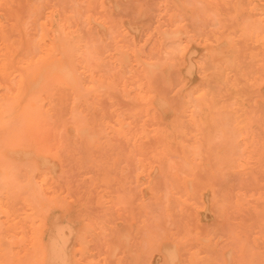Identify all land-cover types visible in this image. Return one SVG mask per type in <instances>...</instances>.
I'll list each match as a JSON object with an SVG mask.
<instances>
[{
    "label": "rangeland",
    "instance_id": "374dc122",
    "mask_svg": "<svg viewBox=\"0 0 264 264\" xmlns=\"http://www.w3.org/2000/svg\"><path fill=\"white\" fill-rule=\"evenodd\" d=\"M64 1L65 0H0V122L2 123L0 124V158H2V160H0V183H2L0 184V197L3 201L8 203L9 208L8 211L6 210L5 213L0 214V264H46L48 247L49 244L55 240L57 229L63 231L65 236V247L63 251L58 249L60 252L56 255V262L53 260L55 264H198L199 262V264H202V262L204 264H212L210 262H213V264H223L224 260L225 264H244L246 259L247 261L245 264H249L250 262H254L255 264L256 261L257 264H264V220L262 216H260L264 209V173L261 175L262 171L264 172V160L261 162L260 159V157L264 155V140L260 141L262 146L259 142L260 139H263L262 136H264H261L260 133L264 130V120L260 121L261 123L263 122L262 124L258 122L259 120L255 122L257 117L259 119L264 118V32L261 33V37L258 36L260 35L258 32L262 31L260 27H264V0H247V2L245 0L247 5H245V2L243 4L246 7L242 6V0H232L233 2L228 0L231 1L229 5L225 4L228 3L226 0H192V2L187 0H97L98 2H95L96 0H66L68 4ZM63 2L65 4H63ZM234 3L237 7L234 6ZM229 7L233 8L232 11H234V13ZM201 8H209L212 12H207V9H204L206 11L203 12L205 15L202 17L201 12L204 10ZM237 8L240 10L243 9L240 11L237 10ZM40 9L44 11H41L42 15L39 14L40 19H38V15L36 14ZM226 9L229 10L227 11ZM223 10H226V14ZM247 11H249V14ZM32 13H34L32 15L33 17L31 16ZM210 14H213L212 16L214 19H210V17H212ZM252 14L254 16H252ZM17 15H19L20 18L17 17ZM43 15H45V17H43ZM35 17L37 19H35ZM41 17L43 18L41 19ZM231 17L235 18L232 19ZM29 18H31L33 23L31 20H27ZM44 18H48V21L46 19L44 20ZM230 18L233 22L230 21ZM19 19L21 21H18ZM186 19H190L188 20L190 22H187ZM239 19L242 20L238 22ZM34 20H36L37 24ZM43 20L44 22H42ZM191 20L193 21L192 23ZM194 21L196 22L195 25ZM199 21L200 23L204 22V24L208 26L205 27L203 25L202 27L203 23L200 24ZM18 22H20L19 25ZM249 22H254L256 25L259 23L260 27L259 25L257 26L260 29H256L255 31L249 30L251 27L246 26V24H250ZM15 23H17L18 26H16ZM36 25H38V28ZM150 25L152 28H150ZM210 25L212 29H210ZM244 25L246 28H249V33L246 31L248 36L243 37ZM228 26L229 28L226 31ZM131 27V30L134 32L130 30ZM81 29H83V33H81ZM253 29H255V27H253ZM40 30H42L41 34H38L39 36L36 35ZM137 30L138 33H136ZM237 31L238 33L235 34ZM195 32H198V34L196 35ZM174 33H176V35ZM70 34L77 40L73 53L64 51L65 46L68 45L65 38L67 37L68 40ZM84 34L86 35L84 36ZM231 34H235V36ZM37 36L39 41L36 40ZM170 36L173 38L171 39ZM163 37L165 40L162 39ZM246 37L248 39H246ZM109 38L111 39L109 40ZM199 39L200 41H198ZM221 39L223 40L222 43ZM97 40L98 42H96ZM163 42H165L164 45ZM238 42L242 43L241 46L243 45L242 50L244 52L241 50V46H239L240 44ZM40 43L41 45H39ZM189 43L191 46H189ZM48 44L54 48L56 47V58L61 59L59 66L65 67L68 70L74 87L70 88L64 84L61 85L62 83L59 82V79H57L54 74L48 75L44 73L37 89L34 90L37 92L40 88L41 91L37 92V94H33L32 92L34 91H32V98L28 96L30 94L29 92L26 98L31 100L27 99L26 101L25 98L22 101L15 102L11 89L12 86L15 85V77L17 73H19V70L16 69V71L13 72L14 69H12V65L16 64L18 68L24 67L26 62L32 60L33 62L31 61V63L33 66L30 68L36 69V67H40L41 64L37 65L39 63H36L39 59L38 56L41 55L40 52L42 47L45 46V49H47L49 46ZM216 46L219 47L217 48L218 50ZM67 47L68 46H66V48ZM259 47L262 49L260 50ZM37 48L38 50H36ZM254 48L257 50L254 51ZM207 49H209V51ZM100 50L102 52H100ZM19 51H21V53ZM103 51H105L104 54ZM160 51L163 52L161 53L164 57L166 53V56L168 55V58H162L166 60L165 62L164 60L161 61L163 64L160 62L162 57ZM218 51L224 53L221 54ZM234 51L235 53H232ZM63 52L66 53L63 54ZM213 54L216 55L214 56L216 60L212 57ZM220 54L222 56H220ZM35 55L38 58H36ZM239 55L241 58H239ZM13 57L16 59L14 58V60ZM88 57L90 59H88ZM245 58H247L246 61L244 60ZM14 61L16 62L13 63ZM155 61L156 63H154ZM208 61H211L210 64H208ZM244 61L245 64L243 63ZM251 65L255 68H252ZM219 66L223 67V69ZM97 67L99 69L98 72ZM112 67H114V69H112ZM205 68H207V70ZM161 69L163 70L161 71ZM204 69L206 71H204ZM126 70L127 72H125ZM156 70L161 73L159 72V74H157ZM232 70H235V72ZM221 73H224L223 76ZM156 75L158 77H156ZM221 76L222 78H220ZM48 77L56 80V83L54 82L53 84L52 81L50 82V78ZM159 77L162 81L157 79ZM240 77L242 79L244 78L245 81H241L239 79ZM43 79L46 81L43 82ZM47 79L49 80L47 81ZM153 79L155 80L153 81ZM156 80L161 90L162 85L164 88L169 86L168 91L170 94L169 92L167 93L166 89V91L162 93L165 97H161L162 95L161 92H159V87L157 88L159 91L155 90L157 86ZM152 81L155 82V85L151 84ZM164 81H166V84H164ZM42 82L46 83V87H44ZM49 82L50 85L48 84V86L47 83ZM51 83L53 85H51ZM247 84L251 89L246 87ZM76 86L77 88H75ZM214 86L217 87V90ZM42 87H44V89ZM49 87L52 91L48 89ZM91 87L94 88L93 91ZM96 88L99 89V91ZM107 88L110 89V91L106 90ZM245 88H247V91ZM73 89L76 90L73 91ZM104 89L107 91L106 93L103 92ZM231 89L236 92H234L236 95L233 91L231 93ZM240 89H243L245 92ZM255 89L257 90L255 91ZM198 90L201 92L195 95V92H198ZM251 90L255 91L253 95H251L253 98L250 96V94H252ZM89 91L91 92L88 94L87 92ZM108 91L114 94L112 95L108 93ZM215 91H217V93H215ZM60 92L66 98L65 102L63 101L64 103L62 99L65 98L61 96ZM157 92L159 93L157 94ZM206 92L209 93V95L206 94ZM247 92L248 94H245ZM75 93H77L76 102L72 99V97L75 99ZM237 93H240L241 96ZM260 94L261 96L259 98ZM158 95H160V97ZM228 96L230 99L227 98ZM230 96L233 97L231 98ZM245 97H247V99ZM250 97L252 99H250ZM55 98L57 100H55ZM225 99L228 102L231 100L234 104L232 103L229 106ZM34 100H36V102ZM60 100L62 105L59 104ZM178 100H180L182 106H180L181 104ZM250 100H253V102ZM218 101L220 105L215 103ZM243 101L244 103H242ZM9 102L11 104H9ZM31 102H34L35 104H33L35 106ZM56 102L58 104H56ZM135 102L137 104H147H145L143 108L139 106V104L138 107L137 105L135 107ZM257 102L260 105H258ZM17 103H20V105L18 104L16 108L15 104L17 105ZM152 104L153 106H151ZM212 104L214 106H212ZM178 105L180 109L177 108ZM254 106L258 107L256 108L257 110ZM261 107L263 111L262 118H260V113L262 111H258ZM176 108L177 111H175ZM15 109L17 111H15ZM196 109H198V112ZM178 110H180V112ZM252 110L253 112L249 115V112ZM10 111L12 114L8 116ZM136 111H138V113H136ZM217 111L220 117L213 114L217 113ZM257 111L258 113L256 114ZM119 113L120 115H118ZM6 115L8 117H6ZM85 115L86 118H84ZM110 115L113 116L112 119L114 118V120L107 119ZM156 115L159 117L157 116V118ZM224 115L232 117L225 118L226 122L227 119L230 118L228 120H231V127L221 126L225 121L224 119L221 120ZM250 116L253 118L255 117V120ZM215 118L219 119H216V121ZM136 119L138 125L136 124L134 128V121L136 123ZM111 121H115V124L119 125L116 126L114 122ZM154 122L155 124H152ZM192 122L194 123L192 124ZM81 123L84 124L82 125ZM159 123L163 125L159 127ZM213 123L218 125V127L215 125V130H220V132L216 131L215 133L219 134L216 135V137L218 136L217 138L212 135L215 140L210 138V133L208 134L212 129L214 130V128H211L214 126ZM245 123L247 126L243 128L245 127L244 125H246ZM248 123L252 124L250 125ZM148 124H150V126ZM259 124L260 127H263L261 131H259L261 129L259 128ZM207 125L208 127L211 126L209 127L211 130ZM226 125L224 124V126ZM220 127L222 128V132L230 129L227 135L226 133L225 136L223 135L224 133L221 132ZM256 127L259 128L257 133L259 132V136L262 138L256 137L257 133L254 131V129L257 130ZM203 128L204 130L207 128L209 131L203 133ZM76 129L79 130L77 131ZM81 130H85V135L81 134ZM215 130L213 132L211 131L212 134ZM231 130L232 135L236 131V134L231 138V140L234 139V141L232 140V144L235 143V146L230 144L231 142L225 141L229 140L228 138L231 137L228 136ZM248 130L252 133L249 134ZM89 131H93V134L91 133V135H89ZM105 132L108 133L105 134ZM183 133L185 136H183ZM262 133H264V131ZM180 134L181 136H179ZM245 134H247L248 137ZM140 135L143 137L141 138ZM84 136L86 139H83ZM157 136L166 139L163 141L164 139L162 138L160 143L156 138ZM182 136L185 141H183L184 139ZM190 137H192V139H190ZM205 137L211 141V143H209ZM150 138L154 140L153 142L155 143H153ZM222 138H224L225 142L222 141L221 146L223 144L225 146L223 145L221 147L218 144H216V146L214 145V149L216 147L215 150L218 155V157L216 154L214 155L217 157V159L215 158L217 161H215L213 158L214 156L212 155L213 157H211V154L215 152L213 151L214 149H211L213 151L212 153L210 150L211 154L208 150L209 156L206 153V148L203 146L207 147V145H205L207 144L206 142H208V145L210 144L213 146V141L216 143L219 139L223 140ZM186 139L189 140L187 141ZM247 140L250 141L248 142ZM85 141L87 144H85ZM173 143L174 147L171 149L170 146L171 144L173 145ZM227 143L230 144L231 147H234V149H238V155L236 150L233 151V148L231 149V147H229L230 145H226ZM257 143L258 145H255ZM152 144H154L156 150ZM236 146L238 148H236ZM89 147H91V150ZM175 147L180 151L176 150ZM193 147L197 149L195 150ZM226 147H229V149ZM88 148L90 152L87 150ZM253 148L257 150L260 149V151H255ZM187 150L190 153H188ZM228 150H232L231 152L233 154L236 153V155L233 156ZM10 151H12L13 154L10 153ZM225 152L231 155H226ZM255 153H257V155ZM252 154L255 155L254 159V155ZM224 156L228 157L225 159ZM129 157H132L133 160ZM204 157H207V159L205 158L206 162L203 161ZM137 158L139 160H137ZM178 158L180 161L181 159L182 161L185 160L184 164L181 162L183 168H191L192 174L189 177L186 175L188 171L186 169L185 173L180 174L179 178L178 173L182 172V170L179 172V166L181 167L182 165H178L180 164ZM220 158L223 160L225 159L226 162L223 161L224 164L228 161L225 166L229 164L230 167H234L230 168L228 165L227 167L228 169L230 168V170H227L226 167H223L224 164L221 165V162H219V160H221ZM230 158L231 163H229ZM232 161L237 165H233ZM176 162L179 163L177 164ZM214 162L216 164H214ZM168 163L170 164L167 166ZM258 163H262L263 165L259 164L258 166ZM174 164L178 167L176 168ZM184 165L187 166L184 167ZM165 166L167 171L171 169L169 175L168 173L165 174ZM170 166L175 169L170 168ZM222 168H226L227 171L223 170V173L216 174V172L218 170L220 172ZM138 169L139 172H137ZM177 169L179 170L177 171ZM154 170L155 172H153ZM136 173H138L137 176ZM257 174L260 178L257 177ZM161 177L163 180L160 179ZM250 177L252 179H250ZM41 180L44 181L42 182ZM156 180L160 183L158 184ZM145 183L147 187L144 185ZM147 183L152 186L149 185L148 187ZM252 183L253 185H258V188H256L255 185V187H253ZM192 184L195 185V187ZM206 184H212L213 186H206ZM201 186H203V188ZM153 191H155V193H153ZM177 191H179V194H176ZM198 192L200 197L198 196ZM213 193L217 195L215 196L216 198H213ZM247 195L252 198H248ZM189 196L190 199L188 200ZM211 197L213 200H211ZM194 198L196 199L194 200ZM252 199L254 201H252ZM229 200H231L230 202L233 205ZM162 201L164 202L162 203ZM50 202H52V204H50ZM219 202L223 203H221L222 206ZM218 204L220 206H217ZM257 204L259 205L257 206ZM218 207L219 209L222 207V209L219 210L217 209ZM249 209L251 212H249ZM246 211L250 214L249 216L245 215ZM260 211L261 213H259ZM204 214H206L207 218H205ZM241 214L243 217H246V219L244 217V221L247 220L246 222L243 221ZM252 214L254 215L252 216L253 219L251 217ZM214 215L217 218H215ZM3 217L5 219H3ZM222 219H226V222ZM224 223H227V225ZM242 223L243 225H241ZM210 224L213 225L212 228V225L209 226ZM216 229L218 231H216ZM191 230L193 232H190ZM221 230L223 232H220ZM201 232L203 233L201 234ZM156 236L157 238L160 236L161 240L156 239ZM188 238L190 239V243H188ZM152 239H155L157 243ZM245 241L248 242L246 243ZM249 242L251 243L249 245L254 246L253 249L251 246H249V248L248 245H246ZM155 243L158 246H156ZM183 247L186 249H183ZM153 249L156 250L153 251ZM210 249H212V251L214 250L213 253H211L212 251ZM221 250L222 252L220 253ZM196 251L198 252L196 253ZM209 251H211L212 259L209 256ZM217 253H220L221 256L219 257V254L217 256ZM149 254L151 257H149ZM184 254H187V256ZM221 257H223V259ZM255 257L257 259H255ZM209 258L213 261H210Z\"/></svg>",
    "mask_w": 264,
    "mask_h": 264
},
{
    "label": "bare ground",
    "instance_id": "6f19581e",
    "mask_svg": "<svg viewBox=\"0 0 264 264\" xmlns=\"http://www.w3.org/2000/svg\"><path fill=\"white\" fill-rule=\"evenodd\" d=\"M3 1H4V0H3ZM50 1H51V0H50ZM57 1H58V0H57ZM105 1H106V0H105ZM187 1L192 2V0H187ZM215 1H216V0H215ZM226 1H228V0H226ZM231 1H232V0H231ZM231 1H228V3H225V4H228V5H229ZM237 1H238V0H237ZM7 2H8V1H7ZM64 2H66V0H65ZM64 2H63V4H65ZM95 2H98V1L96 0ZM221 2H222V1H221ZM232 2H233V1H232ZM244 2H245V0H244V1L242 0L241 3L243 4ZM246 2H247V0H246ZM246 2H245V5H247ZM262 2H263V1H262ZM4 3H6V2H4ZM8 3H9V2H8ZM66 3L68 4V2H66ZM118 3H119V2H118ZM175 3H176V2H175ZM180 3H181V2H180ZM50 4H51V3H50ZM92 4H93V3H92ZM96 4H97V3H96ZM104 4H105V3H104ZM234 4H235V3H234ZM253 4H254V3H253ZM55 5H56V3H55ZM170 5H171V4H170ZM193 5H194V4H193ZM198 5H200V4H198ZM198 5H197V6H198ZM203 5H204V4H203ZM245 5L243 4L242 6H243V7H246ZM35 6H36V5H35ZM93 6H94V5H93ZM112 6H113V5H112ZM121 6H122V5H121ZM204 6H205V5H204ZM234 6L237 7L236 4H235ZM242 6H241V7H242ZM252 6H253V5H252ZM48 7H49V5H48ZM100 7H101V6H100ZM106 7H107V6H106ZM109 7H110V6H109ZM231 7H232V5H231ZM31 8H32V5H31ZM36 8H37V7H36ZM63 8H64V7H63ZM68 8H69V7H68ZM118 8H119V7H118ZM118 8H117V10H118ZM229 8H230V7H229ZM53 9H54V8H53ZM53 9H52V10H53ZM201 9H203V10H204V9H207V12H212L211 10H209V8H201ZM210 9H212V8H210ZM230 9H231V11H232L233 8H230ZM242 9H243V8H242ZM242 9H241V10H242ZM54 10H55V9H54ZM66 10H67V9H66ZM70 10H71V7H70ZM143 10H144V9H143ZM180 10H181V9H180ZM199 10H200V9H199ZM226 10L228 11L229 9H226ZM226 10H225V11H226ZM237 10H240V9L237 8ZM241 10H240V11H241ZM263 10H264V9H263ZM38 11H39V10H38ZM41 11H44V10H43V9H40V11H39L40 13H39V12H38L37 14L35 13L36 15H38V19H40L39 14H41ZM45 11H46V10H45ZM50 11H51V10H50ZM56 11H57V10H56ZM92 11H93V9H92ZM141 11H142V9H141ZM169 11H170V10H169ZM182 11H184V10H182ZM205 11H206V10H204V11L201 12L202 17H204L205 14H203V12H205ZM220 11H221V10H220ZM223 11H224V10H223ZM225 11H224V13H225ZM231 11H230V12H231ZM31 12H32V11H31ZM139 12H140V10H139ZM232 12L234 13V11H232ZM247 12H248V14H249V11H247ZM259 12H260V11H259ZM42 13H44V12H42ZM47 13H48V12H47ZM56 13H57V12H56ZM198 13H199V12H198ZM198 13H197V15H198ZM214 13H215V12H214ZM256 13H257V12H256ZM260 13H261V12H260ZM28 14H29V13H28ZM33 14H34V13H32L31 16H32ZM49 14H50V13H49ZM134 14H135V13H134ZM174 14H175V12H174ZM199 14H200V13H199ZM225 14H226V13H225ZM228 14H229V13H228ZM261 14H263V13H261ZM41 15H42V14H41ZM53 15H54V14H53ZM61 15H62V14H61ZM61 15H60V16H61ZM99 15H100V14H99ZM212 15H213V14H210V16H212ZM216 15H217V14H216ZM259 15H260V14H259ZM263 15H264V14H263ZM62 16H63V15H62ZM83 16H84V15H83ZM214 16H215V15H214ZM244 16H245V15H244ZM244 16H243V17H244ZM252 16H254V15L252 14ZM17 17H19V15H17ZM32 17H33V16H32ZM36 17H37V16H36ZM36 17H35V19H37ZM43 17H45V15H43ZM43 17H41V19H42ZM135 17H136V16H135ZM195 17H197V16H195ZM195 17H194V18H195ZM200 17H201V16H200ZM202 17H201V18H202ZM243 17H240V18H243ZM261 17H262V16H261ZM19 18H20V17H19ZM24 18H25V17H24ZM137 18H138V17H137ZM171 18H172V17H171ZM184 18H185V17H184ZM188 18H189V17H188ZM211 18L214 19L213 16L210 17V19H211ZM231 18H232V17H231ZM231 18H230V21H232ZM234 18H235V17H233L232 19H234ZM45 19L47 20L48 18H44V20H45ZM91 19H92V18H91ZM146 19H147V18H146ZM190 19H191V18H190ZM190 19H186L187 22H190V21H188V20H190ZM198 19H199V17H198ZM213 19H212V20H213ZM27 20L30 21L31 18H29V19H27ZM44 20H43L42 22H44ZM134 20H135V19H134ZM134 20H133V21H134ZM174 20H175V19H174ZM226 20H227V19H226ZM240 20H242V19H239L238 22H239ZM255 20H256V19H255ZM18 21H21V20L19 19ZM34 21L36 22V20H34ZM37 21H38V20H37ZM47 21H48V20H47ZM54 21H55V19H54ZM58 21H59V20H58ZM60 21H61V20H60ZM62 21H63V20H62ZM142 21H143V20H142ZM145 21H146V20H145ZM171 21H172V20H171ZM204 21H205V20H204ZM206 21H207V20H206ZM210 21H211V20H210ZM219 21H220V20H219ZM14 22H15V20H14ZM31 22H32V20H31ZM45 22H46V21H45ZM130 22L132 23L131 19H130ZM167 22H168V21H167ZM192 22H193V21L191 20V23H192ZM194 22H195V21H194ZM207 22H208V21H207ZM232 22H233V21H232ZM238 22H237V23H238ZM246 22H247V21H246ZM246 22H245V23H246ZM32 23H33V22H32ZM60 23H61V22H60ZM107 23H108V22H107ZM139 23H140V22H139ZM144 23H145V22H144ZM199 23H200V21H199ZM201 23H203V24H202V27H203V25H204L205 27L208 26V25L206 26V25L204 24V22H201ZM201 23H200V24H201ZM228 23H229V22H228ZM249 23H250V24H248V25L246 24V26H248V27L250 26L251 29H249L248 27L246 28V26L244 25L246 30L244 29V35H243V37H244V36H248L247 32L249 33V30H254V31H255L256 29H260V28L262 29V31L260 30L261 32H258V31H257V32L260 34V35H258V36L261 37V35H262L261 33L264 32V31H263V30H264V27H263V28H262V26L260 27L259 23H258L257 25H259L260 28H258V26H257L256 24H254V22H253V23H252V22H249ZM15 24H16V26H18V25L20 24V22H18V25H17V23H15ZM36 24H37V22H36ZM62 24H63V23H62ZM62 24H60V25H62ZM66 24H67V23H66ZM72 24H73V23H72ZM94 24H95V23H94ZM108 24H109V23H108ZM146 24H147V23H146ZM195 24H196V22L194 23V25H195ZM208 24H209V23H208ZM192 25H193V24H192ZM197 25H199V24H197ZM197 25H196V26H197ZM8 26H9V25H8ZM36 26H37V28H38V25H36ZM36 26H35V27H36ZM39 26H40V25H39ZM48 26H50V25H48ZM62 26H63V25H62ZM64 26H65V22H64ZM66 26H67V25H66ZM188 26H190V25H188ZM226 26H227V25H226ZM229 26H230V25H229ZM229 26L226 28V31H227V29L229 28ZM252 26L255 27V29H253ZM13 27H14V26H13ZM192 27H193V26H192ZM205 27H204V28H205ZM218 27H219V26H218ZM39 28H40V27H39ZM61 28H62V27H61ZM67 28H69V27H67ZM150 28H152L151 25H150ZM199 28H200V27H199ZM40 29H41V28H40ZM102 29H103V28H102ZM131 29H132V27L130 28V30H131ZM157 29H158V28H157ZM188 29H189V28H188ZM210 29H212V28H211V25H210ZM210 29H209V30H210ZM248 29H249V30H248ZM56 30H57V29H56ZM81 30H82L81 33H83V29H81ZM81 30H80V31H81ZM176 30H177V29H176ZM176 30H175V31H176ZM178 30H179V29H178ZM206 30H207V28H206ZM230 30H231V27H230ZM239 30H240V29H239ZM239 30H238V31H239ZM33 31H34V30H33ZM38 31H39V29H38ZM41 31H42V30H40V32H38L36 35L41 34ZM62 31H63V30H62ZM104 31H105V30H104ZM131 31H133V30H131ZM210 31H211V30H210ZM238 31H237L235 34H237ZM246 31H247V32H246ZM0 32H1V31H0ZM78 32H79V31H78ZM99 32H100V31H99ZM133 32H134V31H133ZM135 32H136V31H135ZM172 32H173V31H172ZM190 32H192V31H190ZM200 32H201V31H200ZM224 32H225V31H224ZM28 33H29V31H28ZM53 33H54V32H53ZM53 33H52V34H53ZM55 33H56V32H55ZM95 33H96V32H95ZM95 33H94V34H95ZM136 33H138V30H137ZM165 33H167V32H165ZM165 33H164V34H165ZM177 33H179V32H177ZM180 33H181V31H180ZM180 33H179V34H180ZM192 33H193V32H192ZM195 33H196V35L198 34V32H195ZM210 33H211V32H210ZM216 33H217V32H216ZM222 33H223V32H222ZM99 34H100V33H99ZM160 34H161V32H160ZM160 34H159V35H160ZM174 34L176 35V33H174ZM182 34H183V33H182ZM204 34H205V32H204ZM235 34H231V35H234V36H235ZM246 34H247V35H246ZM254 34H255V32H254ZM23 35H25V34H23ZM33 35H34V34H33ZM85 35H86V34H84V36H85ZM169 35H170V34H169ZM219 35H220V34H219ZM229 35H230V34H229ZM26 36H27V35H26ZM29 36H31V35H29ZM38 36H39V35H38ZM38 36H37V38H38ZM40 36H42V35H40ZM67 36H68V35H67ZM89 36H90V35H89ZM110 36H111V35H110ZM179 36H180V35H179ZM201 36H202V35H201ZM211 36H212V35H211ZM224 36H225V35H224ZM256 36H257V35H256ZM256 36H255V37H256ZM15 37H16V36H15ZM42 37H43V36H42ZM55 37H56V36H55ZM57 37H58V36H57ZM63 37H64V36H63ZM92 37H93V36H92ZM177 37H178V36H177ZM221 37L224 38L223 36H221ZM10 38H11V37H10ZM22 38H23V36H22ZM29 38H30V37H29ZM37 38H36V40L39 41V38H38V39H37ZM83 38H84V37H83ZM88 38H89V37H88ZM94 38H95V36H94ZM115 38H116V37H115ZM170 38H171V36H170ZM172 38H173V37H172ZM172 38H171V39H172ZM174 38H176V37H174ZM209 38H211V37H209ZM110 39H111V38H109V40H110ZM162 39H164V37H163ZM168 39H169V37H168ZM177 39H178V38H177ZM229 39H230V38H229ZM246 39H248V38L246 37ZM84 40H86V39H84ZM164 40H165V39H164ZM164 40H163V41H164ZM209 40H210V39H209ZM243 40H244V39H243ZM6 41H7V38H6ZM40 41H41V38H40ZM65 41H67L68 45H66V46H68V47L66 48V46H65V50H64V51L73 53L74 50H75V44H76V42H77L76 38H73V37L71 36V34H70V38L67 40V37H66V38H65ZM104 41H105V40H104ZM167 41H168V40H167ZM198 41H200V39H199ZM207 41H208V40H207ZM222 41H223V40L221 39V43H222ZM224 41H225V39H224ZM248 41H250V40H248ZM248 41H247V42H248ZM33 42H34V41H33ZM79 42H80V41H79ZM79 42H78V43H79ZM96 42H98V40H97ZM123 42H125V41H123ZM165 42H166V41H165ZM165 42H163V45H164ZM201 42H202V41H201ZM239 42H242V41H239ZM239 42H238V43H239ZM253 42H254V41H253ZM16 43H17V42H16ZM37 43H38V42H37ZM47 43H48V42H47ZM190 43H191V42H190ZM190 43H189V46H191ZM221 43H220V44H221ZM229 43H230V42H229ZM242 43H243V42H242ZM242 43H239L240 45H239V44H238V45L241 46ZM14 44H15V43H14ZM56 44H57V43H56ZM58 44H59V42H58ZM99 44H100V43H99ZM99 44H98V45H99ZM101 44H102V43H101ZM192 44H193V43H192ZM218 44H219V43H218ZM253 44H254V43H253ZM23 45H24V43H23ZM39 45H41V43H40ZM48 45H49V44H48ZM110 45H112V44H110ZM163 45H162V46H163ZM223 45H224V44H223ZM223 45H222V46H223ZM5 46H6V45H5ZM43 46H44V45H43ZM49 46H50V45H49ZM49 46H48L47 49H45V46L42 47L41 52H40V50H39V52L41 53V55H39V56L37 55V56L39 57V59L37 60L36 63H39V64H37V65H40V64H41L40 67H38V68L36 67V69L30 68L31 66H33L32 63H31L32 60L29 61V62H26V65H25L24 67H20V68H18V67L16 66V64H13V65H12V69H14L13 72H15L16 69L19 70V73H17V75H16V77H15V85L12 86V89H11V91H12V93H13V98H14V101H15V102L22 101L23 99H25V98L28 97V96L31 97V96H32V93H33V94H37V92H40V91H41L40 88L37 90V92H35L34 90L37 89L38 84H39V82H40V80H41V78H42V76H43L44 73H46V74H48V75H50V74H54L55 77H56L57 79H59V82L62 83L61 85L64 84L65 86L70 87V88H73V87H74V85H73L74 83H73V81H72V79H71V75H70V73L68 72V70H67L65 67L59 66V64L61 63V59H60V58H56V55H55L56 52H57V51H56V47L54 48V47H52V46H50V47H49ZM99 46H100V45H99ZM101 46H102V45H101ZM182 46H183V45H182ZM228 46H229V45H228ZM242 46H243V45H242ZM242 46H241V50L243 49ZM256 46H257V45H256ZM256 46H255V48H256ZM8 47H9V45H8ZM14 47H15V46H14ZM24 47H25V45H24ZM24 47H23V49H24ZM37 47H38V46H37ZM229 47H230V46H229ZM248 47H249V45H248ZM257 47H258V46H257ZM10 48H12V47H10ZM10 48H9V49H10ZM31 48H32V47H31ZM43 48H44V49H43ZM85 48H86V47H85ZM101 48H102V47H101ZM112 48H113V47H112ZM182 48H183V47H182ZM199 48H200V47H199ZM217 48H219V47L216 46V49H217ZM222 48H223V47H222ZM224 48H226V47H224ZM244 48H245V47H244ZM246 48H247V47H246ZM255 48H254V51L257 50V49H255ZM259 48H260V47H259ZM252 49H253V48H252ZM261 49H262V48H260V50H261ZM10 50H11V49H10ZM30 50H31V49H30ZM36 50H38V48H37ZM207 50L209 51V49H207ZM217 50H218V49H217ZM221 50H222V49H221ZM247 50H248V49H247ZM21 51H22V50H21ZM21 51H19V52L21 53ZM34 51H35V50H34ZM43 51H44V52H43ZM59 51H60V50H59ZM162 51H163V50H162ZM162 51H160V53H161ZM204 51H206V50H204ZM213 51H214V50H213ZM222 51H223V50H222ZM229 51H230V50H229ZM232 51H233V50H232ZM242 51H243V50H242ZM249 51H250V48H249ZM249 51H246V52H249ZM19 52H18V53H19ZM31 52H32V51H31ZM37 52H38V51H37ZM37 52H36V53H37ZM66 52H63V54L66 53ZM100 52H102V51L100 50ZM104 52H105V51H103V54H104ZM112 52H113V51H112ZM164 52H165V51H164ZM190 52H191V51H190ZM218 52H219V51H218ZM218 52H216V53H218ZM230 52H231V51H230ZM240 52H241V51H240ZM243 52H244V51H243ZM246 52H245V53H246ZM260 52H261V51H260ZM18 53H17V54H18ZM20 53H19V54H20ZM36 53H34V54H36ZM139 53H140V52H139ZM162 53H163V52H162ZM162 53H161V54H162ZM212 53H215V52H212ZM219 53H221V52H219ZM223 53H224V52H223ZM223 53H221V54H223ZM232 53H235V51L232 52ZM63 54H62V55H63ZM101 54H102V53H101ZM126 54H127V53H126ZM166 54H167V53H166ZM166 54H165V57L168 58V55L166 56ZM197 54H198V53H197ZM207 54H208V53H207ZM221 54H220V56H222ZM242 54H243V53H242ZM21 55H22V54H21ZM21 55H20V56H21ZM98 55H99V54H98ZM121 55H122V54H121ZM121 55H120V57H121ZM188 55H189V54H188ZM225 55H226V54H225ZM232 55H233V54H232ZM232 55H231V56H232ZM240 55H241V54H240ZM240 55H239V58H241ZM18 56H19V55H18ZM83 56H84V55H83ZM127 56H128V55H127ZM136 56H137V55H136ZM184 56H185V55H184ZM195 56H196V55H195ZM207 56H208V55H207ZM209 56H210V55H209ZM214 56H216V55L213 54L212 57H214ZM15 57H16V56H15ZM15 57H13V59H14ZM22 57H23V56H22ZM35 57H36V55H35ZM38 57H36V58H38ZM63 57H64V56H63ZM89 57H90V55H89ZM89 57H88V59H90ZM163 57H164V56H163V54H162V57H161V59H160V62L164 60V59H162ZM165 57H164V58H165ZM192 57H193V56H192ZM200 57H201V56H200ZM212 57H211V58H212ZM225 57H226V56H225ZM229 57H230V56H229ZM229 57H228V58H229ZM166 58H165V59H166ZM214 58H215V60H216V57H214ZM221 58H223V57H221ZM221 58H220V60H221ZM230 58H232V57H230ZM247 58H248V57H247ZM247 58H245L244 60L246 61ZM15 59H16V58H15ZM15 59H14V60H15ZM88 59H87V60H88ZM190 59H191V58H190ZM220 60H219V61H220ZM35 61H36V60H35ZM136 61H138V60H136ZM165 61H166V60H164V62H165ZM189 61H191V60H189ZM213 61H214V59H213ZM219 61H218V62H219ZM221 61H222V60H221ZM229 61H230V60H229ZM239 61H240V60H239ZM245 61L243 62L244 64H245ZM15 62H16V61H14L13 63H15ZM32 62H33V61H32ZM89 62H90V61H89ZM122 62H123V61H122ZM138 62H139V61H138ZM142 62H143V61H142ZM157 62H158V61H157ZM210 62H211V61H210ZM210 62L208 61V64H210ZM215 62H216V61H215ZM23 63H24V62H23ZM82 63H83V62H82ZM92 63H93V62H92ZM92 63H91V64H92ZM154 63H156V61H155ZM161 63H162V62H161ZM189 63H190V62H189ZM212 63H213V62H212ZM228 63H229V62H228ZM250 63H251V62H250ZM129 64H130V62H129ZM140 64H141V63H140ZM162 64H163V63H162ZM206 64H207V63H206ZM230 64H231V63H230ZM172 65H173V64H172ZM176 65H177V64H176ZM189 65H190V64H189ZM227 65H228V64H227ZM231 65H232V64H231ZM222 66H223V64H222ZM242 66H243V65H242ZM244 66H245V65H244ZM144 67H145V66H144ZM167 67H168V63H167ZM194 67H195V66H194ZM205 67H206V66H205ZM207 67H208V66H207ZM219 67H221V66H219ZM251 67L253 68L254 66L251 65ZM69 68H70V67H69ZM208 68H209V67H208ZM221 68L223 69V67H221ZM221 68H220V69H221ZM248 68H249V67H248ZM254 68H255V67H254ZM97 69H98V67H97ZM112 69H114V67H112ZM163 69L166 70L165 68H163ZM163 69H161V71H162ZM167 69H168V68H167ZM169 69H170V67H169ZM173 69H174V68H173ZM173 69H172V70H173ZM205 69L207 70V68H205ZM205 69H204V71H206ZM146 70H147V69H146ZM180 70H181V68H180ZM193 70H194V69H193ZM255 70H256V69H255ZM71 71H72V70H71ZM98 71H99V69L97 70V72H98ZM105 71H106V70H105ZM108 71H109V70H108ZM156 71H157V74H159L160 71H159V72H158V70H156ZM167 71H168V70H167ZM167 71H166V72H167ZM170 71H171V70H170ZM232 71L235 72V70H232ZM94 72H96V71H94ZM125 72H127V70H126ZM138 72H139V70H138ZM140 72H141V71H140ZM154 72H155V71H154ZM173 72H174V71H173ZM147 73H148V71H147ZM160 73H161V72H160ZM162 73H164V72H162ZM200 73H201V72H200ZM171 74H172V72H171ZM184 74H185V73H184ZM221 74H222V73H221ZM223 74H224V73H223ZM223 74H222V76H223ZM54 75H53V76H54ZM114 75H115V74H114ZM134 75H135V74H134ZM162 75H164V74H162ZM169 75H170V73H169ZM175 75H176V74H175ZM44 76H45V75H44ZM73 76H74V75H73ZM125 76H126V75H125ZM164 76H165V75H164ZM164 76H163V77H164ZM171 76H172V75H171ZM171 76H170V77H171ZM179 76H180V75H179ZM188 76H189V75H188ZM201 76H202V75H201ZM205 76H206V75H205ZM222 76H221L220 78H222ZM241 76H242V75H241ZM118 77H119V76H118ZM156 77H158V76L156 75ZM163 77H162V78H163ZM45 78H46V77H45ZM48 78H50V77H48ZM53 78H54V77H53ZM149 78H150V77H149ZM167 78H168V77H167ZM204 78H205V77H204ZM1 79H2V78H1ZM51 79H52V78H50V82L52 81V83L54 84V82H55L56 80H54V79L51 80ZM74 79H75V78H74ZM114 79H115V78H114ZM122 79H123V78H122ZM127 79H128V78H127ZM155 79H156V78H155ZM155 79H153V81H154ZM157 79H159L160 81H162V80L160 79V77L157 78ZM176 79H177V78H176ZM223 79H224V78H223ZM223 79H222V82H223ZM239 79H240L241 81H243V80L245 81L244 78L242 79V78L240 77ZM48 80H49V79H47V81H48ZM143 80H144V79H143ZM168 80H169V78H168ZM171 80H172V79H171ZM2 81H3V80H2ZM44 81H46V80L43 79V82H44ZM75 81H76V80H75ZM119 81H121V80H119ZM153 81L151 82V84L155 85V84H154L155 82H153ZM237 81H238V80H237ZM43 82H42V83H43ZM50 82L47 83V85H48V84L50 85ZM94 82H96V81H94ZM121 82H122V81H121ZM144 82H145V81H144ZM168 82H169V81H168ZM178 82H179V81H178ZM222 82H221V83H222ZM239 82H240V81H239ZM42 83H41V85H42ZM52 83H51V85H53ZM55 83H56V82H55ZM77 83H78V82H77ZM145 83H146V82H145ZM157 83H158V81L156 80V85H157V86L155 87V90H157V88L159 87V85H158ZM160 83H162V82H160ZM254 83H255V82H254ZM43 84H44V87H46V86H45L46 83H43ZM93 84H94V83H93ZM164 84H166V81H164ZM172 84H173V83H172ZM223 84H224V83H223ZM49 85H48V86H49ZM78 85H79V84H78ZM78 85H77V86H78ZM94 85H95V84H94ZM101 85H103V84H101ZM136 85H137V84H136ZM167 85H169V84H167ZM167 85H166V86H167ZM77 86H76L75 88H77ZM97 86H99V85H97ZM131 86H132V85H131ZM150 86H151V85H150ZM160 86H161V85H160ZM185 86H186V85H185ZM44 87H42V88L44 89ZM103 87H104V86H103ZM132 87H133V86H132ZM214 87H215V86H214ZM233 87H234V85H233ZM246 87H249V88H250V86H248V84H247ZM10 88H11V87H10ZM91 88H92V87H91ZM97 88H98V87H97ZM97 88H96V89H97ZM105 88H106V87H105ZM137 88H138V87H137ZM151 88H152V87H151ZM161 88H162V90L160 89V87H159L160 91L157 90V91L161 92V95H162L163 92L166 91V89H167V93L169 92V91H168L169 86H167V87L164 88L163 85H162ZM163 88H164V90H163ZM215 88H216V90H217V87H215ZM223 88H224V87H223ZM48 89H51V88L49 87ZM125 89H126V86H125ZM185 89H186V88H185ZM211 89H212V88H211ZM229 89H230V88H229ZM237 89H238V88H237ZM245 89H246V91H247V88H245ZM250 89H251V88H250ZM260 89H261V88H260ZM260 89H259V90H260ZM56 90H57V89H56ZM74 90H76V89H73V91H74ZM88 90H89V89H88ZM88 90H87V91H88ZM93 90H94V88H92V91H93ZM97 90L99 91V89H97ZM106 90H109V91H110V89H108V88H107ZM106 90L104 89L103 92L106 93V92H107ZM153 90H154V89H153ZM181 90H182V89H181ZM220 90H221V89H220ZM240 90H241V91H244L243 89H240ZM256 90H257V89H255V91H256ZM2 91H3V90H2ZM32 91H34V92H32ZM42 91H43V90H42ZM51 91H52V89H51ZM60 91H61V90H60ZM67 91H68V89H67ZM69 91H70V90H69ZM109 91H108V93H110ZM172 91H173V90H172ZM179 91H180V89H179ZM213 91H214V90H213ZM232 91H233V93L235 92L233 89H231V93H232ZM238 91H239V90H238ZM255 91H254V90H253V91L251 90V93H252V94H250V96L253 95V92H255ZM29 92H30V94L28 95ZM31 92H32V93H31ZM76 92H77V91H76ZM90 92H91V91H89V92H87V93L89 94ZM159 92H157V94H158ZM194 92H195V91H194ZM200 92H201V91L198 90V92H195V95H196V93L198 94V93H200ZM244 92H245V91H244ZM248 92H249V91H248ZM248 92L245 93V94H248ZM258 92H260V91H258ZM62 93L64 94V91H63V90H62ZM62 93L60 92L61 96L64 97V95H63ZM66 93H67V92H66ZM115 93H116V92H115ZM125 93H126V91H125ZM140 93H141V92H140ZM154 93H155V92H154ZM215 93H217V91H215ZM231 93H230V94H231ZM235 93H236V92H235ZM235 93H234V94H235ZM67 94H68V93H67ZM76 94H77V93H75V99L72 97V99L75 100V102H76V96H77ZM110 94L113 95L114 93H110ZM164 94H166V93H164ZM169 94H170V92H169ZM181 94H182V93H181ZM193 94H194V93H193ZM206 94L209 95V93H207V92H206ZM218 94H219V93H218ZM220 94H221V93H220ZM237 94H240V93H237ZM243 94H244V93H243ZM243 94H242V96H243ZM261 94H262V91H261ZM261 94L259 95V98H260ZM27 95H28V96H27ZM70 95H71V94H70ZM154 95H155V94H154ZM167 95H168V94H167ZM167 95H166V98H167ZM178 95H179V94H178ZM182 95H183V94H182ZM189 95H190V94H189ZM222 95H224V94H222ZM232 95H233V94H232ZM235 95H236V94H235ZM61 96H60V97H61ZM138 96H139V95H138ZM158 96L160 97V95H158ZM191 96H192V95H191ZM214 96H215V95H214ZM240 96H241V94H240ZM262 96H263V95H262ZM60 97H59V98H60ZM67 97H68V96H67ZM78 97H80V96H78ZM126 97H127V96H126ZM161 97H165V96L162 95ZM180 97H182V96H180ZM215 97H216V96H215ZM230 97L232 98L233 96H230ZM248 97H249V95H248ZM251 97L253 98V96H251ZM251 97H250V99H252ZM257 97H258V96H257ZM31 98H32V97H31ZM38 98H40V97H38ZM64 98H65V97H64ZM150 98H151V97H150ZM155 98H156V97H155ZM155 98H153V99H155ZM169 98H170V97H169ZM196 98H197V97H196ZM213 98H214V97H213ZM213 98H212V100H213ZM227 98L230 99L229 96H228ZM227 98H226V99H227ZM245 98L247 99V97H245ZM262 98H263V97H262ZM27 99H29V98H26V101H27ZM61 99H62V98H61ZM153 99H152V100H153ZM171 99H172V98H171ZM176 99H177V98H176ZM192 99H194V98H192ZM198 99H199V98H198ZM207 99H208V97H207ZM219 99H220V98H219ZM226 99H225V101H226ZM246 99H244V100H246ZM256 99H258V98H256ZM263 99H264V98H263ZM29 100H31V99H29ZM37 100H38V99H37ZM49 100H50V99H49ZM55 100H57V99L55 98ZM58 100H59V99H58ZM65 100H66V98H65V99H62V102H63V101L65 102ZM78 100H79V99H78ZM169 100H170V99H169ZM174 100H175V99H174ZM174 100H173V101H174ZM181 100H182V99H181ZM202 100H203V99H202ZM208 100H209V99H208ZM208 100H207V101H208ZM248 100H249V99H248ZM260 100H261V99H260ZM34 101L36 102V100H34ZM79 101H80V100H79ZM131 101H132V100H131ZM170 101H171V100H170ZM178 101L180 102V100H178ZM189 101H190V97H189ZM193 101H194V100H193ZM196 101H197V100H196ZM250 101H251V100H250ZM255 101H256V100H255ZM258 101H259V100H258ZM57 102H59V101H57ZM57 102H56V104H58ZM64 102H63V103H64ZM81 102H82V101H81ZM132 102H133V101H132ZM147 102H148V101H147ZM149 102H150V101H149ZM168 102H169V101H168ZM168 102H167V103H168ZM187 102H188V101H187ZM194 102H195V101H194ZM223 102H224V100H223ZM226 102H228V101H226ZM229 102H231V103H229ZM229 102H228V105H229V106H230V104H232V103L234 104V102H232L231 100H229ZM237 102H238V101H237ZM247 102H248V101H247ZM251 102H253V100H252ZM259 102H260V101H259ZM31 103H32V102H31ZM33 103H34V102H33ZM33 103H32V104H33ZM38 103H39V102H38ZM135 103H136V102H135ZM169 103H170V102H169ZM195 103H196V102H195ZM215 103H218V104L220 105L219 101H218V102H215ZM215 103H213V104H215ZM242 103H244V101H243ZM248 103H249V102H248ZM254 103H255V102H254ZM257 103H258V102H257ZM9 104H11V103L9 102ZM18 104L20 105V103H17V105L15 104V107H16V108H17ZM34 104H35V103H34ZM34 104H33V105H34ZM59 104H61V100H60V103H59ZM83 104H84V103H83ZM115 104H116V103H115ZM138 104H139V106H141V107L143 108V107L145 106V104H147V103H144V104H142V103H141V104L138 103ZM138 104L136 103V104H135V107H136V105H137V107H138ZM180 104H181V102H180ZM198 104H199V103H198ZM209 104H210V101H209ZM213 104H212V106H214ZM240 104H241V103H240ZM22 105H23V104H22ZM61 105H62V104H61ZM133 105H134V104H133ZM149 105H150V104H149ZM168 105H169V104H168ZM193 105H194V104H193ZM216 105H217V104H216ZM219 105H218V106H219ZM242 105H243V104H242ZM250 105H251V103H250ZM252 105H253V103H252ZM258 105H260V104L258 103ZM263 105H264V104H263ZM263 105H262V107H263ZM12 106H13V104H12ZM34 106H35V105H34ZM84 106H85V105H84ZM151 106H153V104H152ZM180 106H182V104H181ZM189 106H190V105H189ZM198 106H199V105H198ZM210 106H211V105H210ZM2 107H3V106H2ZM141 107H140V108H141ZM154 107H155V106H154ZM172 107H173V106H172ZM176 107H177V106H176ZM195 107H196V106H195ZM195 107H194V108H195ZM220 107H221V106H220ZM220 107H219V108H220ZM222 107H223V106H222ZM254 107H255V106H254ZM262 107H261V109H259L258 111H262ZM6 108H7V106H6ZM31 108H32V107H31ZM33 108H34V107H33ZM122 108H123V107H122ZM133 108H134V107H133ZM177 108H179V105H178ZM177 108H176L175 111H177ZM191 108H193V107H191ZM256 108H258V107H255V109H256ZM101 109H102V108H101ZM108 109H109V108H108ZM120 109H121V108H120ZM128 109H130V108H128ZM131 109H132V108H131ZM136 109H137V108H136ZM179 109H180V108H179ZM198 109H199V107H198ZM198 109H196L197 112H198ZM10 110H12V109H10ZM124 110H125V109H124ZM217 110H219V109H217ZM256 110H257V109H256ZM256 110H255V111H256ZM263 110H264V109H263ZM12 111H14V110H12ZM15 111H17V110L15 109ZM107 111H108V110H107ZM121 111H122V110H121ZM129 111H130V110H129ZM138 111H139V110H138ZM138 111H136V113H138ZM178 111L180 112V110H178ZM187 111H188V110H187ZM258 111L256 112V114L258 113ZM109 112H110V111H109ZM159 112H160V111H159ZM181 112H182V111H181ZM195 112H196V111H195ZM203 112H204V111H203ZM212 112H213V111H212ZM252 112H253V110H252L251 112H249V113H250L249 115H251ZM14 113H15V112H14ZM107 113H108V112H107ZM112 113H113V111H112ZM167 113H168V112H167ZM218 113H219V112L217 111V113H213V114L219 116ZM11 114H12V112L10 111V114H8V116H10ZM91 114H92V113H91ZM94 114H95V113H94ZM102 114H103V113H102ZM157 114H158V113H157ZM165 114H166V113H165ZM172 114H174V113H172ZM177 114H178V112H177ZM220 114H221V113H220ZM260 114H261V117H260V118H262L263 111H262ZM108 115H109V114H108ZM108 115H106V116H108ZM118 115H120V113H119ZM121 115H122V113H121ZM158 115H159V114H158ZM158 115H156V117H157ZM169 115H170V114H169ZM169 115H168V116H169ZM178 115H179V114H178ZM178 115H177V116H178ZM194 115H195V114H194ZM215 115H214V117H215ZM8 116L6 115V117H8ZM125 116H126V115H125ZM131 116H132V115H131ZM166 116H167V115H166ZM170 116H171V115H170ZM221 116H222V115H221ZM4 117H5V116H4ZM6 117H5V118H6ZM110 117H111V118H110ZM112 117H113V116L110 115L107 119L110 120V119H112ZM156 117H155V118H156ZM158 117H159V116H158ZM158 117H157V118H158ZM164 117H165V116H164ZM185 117H186V116H185ZM208 117H209V115H208ZM219 117H220V116H219ZM226 117H230V118H232L231 116H227V115L225 116V115H224V117H222L221 120H223V119L225 120ZM250 117H251V116H250ZM84 118H86V115L84 116ZM151 118H152V117H151ZM160 118H161V115H160ZM169 118H170V117H169ZM230 118H228V119H230ZM251 118H253V117H251ZM6 119H7V118H6ZM122 119H123V118H122ZM125 119H127V118H125ZM137 119H138V118H137ZM137 119H136V123H135V121H134V126H133L134 128H135L136 124L138 125V123H137V122H138ZM152 119H153V118H152ZM164 119H165V118H164ZM216 119L218 120L219 118H215V120H216ZM228 119H227V122H226V120H225L223 124H222V121H221V124H222L221 126H223V127H227V126L231 127V125H232V123H230L231 120L229 121ZM253 119L255 120V117H254ZM105 120H106V119H105ZM112 120H114V118H113ZM130 120H131V119H130ZM207 120H208V119H207ZM217 120H216V121H217ZM232 120H233V119H232ZM258 120H259V121H258ZM261 120H264V118H263V119H259V118L257 117V119L255 120V122H257V121L260 122ZM5 121H6V120H5ZM149 121H151V120H149ZM167 121H168V120H167ZM172 121H173V120H172ZM228 121H229V122H228ZM240 121H241V120H240ZM82 122H83V120H82ZM104 122H105V121H104ZM111 122H114V124H115V121H111ZM117 122H118V121H117ZM123 122H124V121H123ZM165 122H166V121H165ZM168 122H169V121H168ZM206 122H207V121H206ZM213 122H215V121H213ZM143 123H144V122H143ZM147 123H150V122H147ZM193 123H194V122H192V124H193ZM207 123H209V122H207ZM216 123H217V122H216ZM229 123H230V125H229ZM253 123H254V121H253ZM260 123H261V122H260ZM262 123H263V122H262ZM262 123H261V124H262ZM0 124H2V123L0 122ZM79 124H80V123H79ZM81 124L83 125L84 123H81ZM152 124H155V122L152 123ZM159 124H160V123H159ZM164 124H166V123H164ZM199 124H200V123H199ZM205 124H206V123H205ZM213 124H214L213 127H211V126H209V127H211V128H214V127L216 128V126L218 127V125H216L215 123H213ZM213 124H212V125H213ZM218 124H219V122H218ZM224 124H225V125L227 124V125L224 126ZM245 124H246V123H245ZM248 124H250V123H248ZM251 124H252V123H251ZM251 124H250V125H251ZM82 125H81V126H82ZM112 125H113V124H112ZM115 125H116V124H115ZM118 125H119V124H118ZM118 125H116V126H118ZM148 125L150 126V124H148ZM161 125H163V124H160L159 127H160ZM208 125H209V124H208ZM208 125H207V127H208ZM215 125H216V126H215ZM256 125H257V123H256ZM81 126H80V127H81ZM99 126H100V125H99ZM116 126H115V127H116ZM219 126H220V125H219ZM244 126H245V127H243V128H246L247 124L244 125ZM262 126H263V125H262ZM82 127H83V126H82ZM84 127H85V126H84ZM94 127H95V125H94ZM189 127H190V125H189ZM209 127H208V128H209ZM128 128H130V127H128ZM176 128H178V127H176ZM187 128H188V126H187ZM187 128H186V129H187ZM190 128H191V127H190ZM215 128H214V130H215ZM248 128H249V127H248ZM248 128H247V129H248ZM256 128H257V127H256ZM259 128H261V129L259 130ZM259 128H257V130L254 129L255 133H257L258 130L261 131V130L263 129V127H260V124H259ZM98 129H99V127H98ZM126 129H127V128H126ZM137 129H138V127H137ZM143 129H144V128H143ZM147 129H148V128H147ZM186 129H185V130H186ZM209 129H210V128H209ZM220 129H221V132H222V128H221V127H220ZM231 129H232V128H231ZM249 129H250V128H249ZM72 130H73V129H72ZM76 130L78 131L79 129H76ZM88 130H89V129H88ZM117 130H119V129H117ZM132 130H133V129H132ZM157 130H158V129H157ZM177 130H178V129H177ZM187 130H188V129H187ZM202 130H204V128H203ZM202 130H201V131H202ZM206 130H207V128H206ZM206 130H204L203 133H205V132L207 133V132L209 131V130H207V131H206ZM210 130H211V129H210ZM214 130L212 129L211 131L213 132ZM228 130H230V129H227V131L222 132V133H224V134H223L224 136H225V133H226V135H227ZM250 130H251V129H250ZM73 131H74V130H73ZM93 131H94V130H93ZM93 131H92V132H93ZM95 131H96V129H95ZM95 131H94V132H95ZM104 131H105V130H104ZM111 131H112V130H111ZM114 131H115V130H114ZM137 131H138V130H137ZM164 131H165V130H164ZM192 131H193V129H192ZM211 131L208 132V134H209V133L211 134V135H209L211 139H214V137H216V135H219V134H215L216 131H218V130H215V132H214L213 134H212ZM242 131H243V130H242ZM248 131H249V130H248ZM263 131H264V130H262V132H263ZM89 132H90V131H89ZM92 132H90L89 135H91ZM128 132H129V131H128ZM141 132H142V131H141ZM141 132H140V133H141ZM178 132H179V131H178ZM218 132H220V130H219ZM229 132H230V131H229ZM262 132H260V133H261V136L264 135V133H262ZM72 133H73V132H72ZM75 133H77V132H75ZM107 133H108V132H107ZM107 133L105 132V134H107ZM147 133H148V132H147ZM150 133H151V132H150ZM162 133H163V132H162ZM222 133H221V135H222ZM243 133H244V131H243ZM250 133H252V132L249 131V134H250ZM77 134H78V133H77ZM81 134L85 135V130H81ZM92 134H93V133H92ZM96 134H97V133H96ZM105 134H104V135H105ZM164 134H165V133H164ZM186 134H187V132H186ZM234 134H236V131H235ZM234 134L232 135V130H231L230 134L228 135V136H231V137L228 138V136H227V138H228L229 140H225V141H227V142H229V143L231 142L230 144H232V142L234 141V139H232V140H233V141H232L231 138L234 136ZM116 135H117V134H116ZM143 135H144V134H143ZM203 135H204V134H203ZM212 135H214V137H213ZM221 135H220V137H221ZM245 135L247 136V134H245ZM259 135H260V134H259V132H258V133L256 134V137H257V136L260 137V138L263 137V139H260V140L258 139L259 142H260L261 140H264V136L261 137V136H259ZM77 136H78V135H77ZM97 136H98V134H97ZM125 136H126V135H125ZM145 136H146V135H145ZM148 136H149V135H148ZM163 136H165V135H163ZM174 136H175V135H174ZM174 136H173V138H174ZM179 136H181V134H180ZM183 136H185L184 133H183ZM183 136H182V138H183ZM224 136H223V137H224ZM80 137H81V136H80ZM98 137H99V136H98ZM100 137H101V136H100ZM114 137H117V136H114ZM140 137H141V135H140ZM142 137H143V136H142ZM142 137H141V138H142ZM199 137H200V135H199ZM212 137H213V138H212ZM217 137H218V136H217ZM217 137H216V138H217ZM247 137H248V136H247ZM258 137H257V138H258ZM118 138H119V137H118ZM156 138L158 139L159 142H160V140H161L162 138L164 139V137H161V138H160V136H157ZM205 138H206V137H205ZM83 139H86V137L84 136ZM108 139H109V138H108ZM123 139H124V138H123ZM145 139H146V137H145ZM165 139H166V138H165ZM165 139H164L163 141H165ZM174 139H175V138H174ZM183 139H184V138H183ZM190 139H192V137H190ZM206 139H207V138H206ZM211 139H210V140H211ZM220 139H221V138H220ZM220 139H219L220 143H219V141H218V142L216 141V143H215V141H213V142H214V144L212 143L213 146H211L210 144L208 145V142H206V140H205V142L207 143V144H205V145H207V147H206V146H203V147L206 148V153H207V154H208V150H209V153H210V150H211L212 148L214 149V145L216 146V144H218L219 146H221V142L224 141V138H222L223 140H220ZM87 140H88V139H87ZM114 140H115V139H114ZM150 140H152V139L150 138ZM186 140L188 141L189 139H186ZM214 140H215V139H214ZM217 140H218V139H217ZM230 140H231V141H230ZM116 141H117V139H116ZM119 141H120V140H119ZM144 141H145V140H144ZM153 141H154V140H152V142H153ZM155 141H156V140H155ZM183 141H185V139H184ZM191 141H192V140H191ZM201 141H203V140H201ZM207 141H209V140L207 139ZM225 141H224V142H225ZM247 141H248V140H247ZM249 141H250V140H249ZM249 141H248V142H249ZM6 142H7V141H6ZM85 142H86V141H85ZM88 142H89V141H88ZM125 142H126V141H125ZM132 142H133V141H132ZM171 142H172V141H171ZM197 142H198V141H197ZM256 142H257V141H256ZM82 143H84V142H82ZM89 143H90V142H89ZM126 143H127V142H126ZM145 143H146V142H145ZM153 143H155V142H153ZM160 143H161V142H160ZM163 143H164V142H163ZM178 143H179V141H178ZM199 143H200V142H199ZM209 143H211V141H209ZM85 144H87V142H86ZM129 144H130V143H129ZM169 144H170V143H169ZM169 144H167V145H169ZM201 144H202V142H201ZM230 144L227 143L226 145L229 146ZM234 144H235V143H233L232 145H234ZM260 144H261V142H260ZM90 145H91V143H90ZM92 145H94V144H92ZM96 145H97V144H96ZM152 145H153V147L155 148L154 144H152ZM202 145H203V144H202ZM218 145H217V147H218ZM223 145H224V144H223ZM223 145H222V146H223ZM255 145H258V143L255 144ZM0 146H1V145H0ZM86 146H87V145H86ZM156 146H157V145H156ZM161 146H162V145H161ZM177 146H178V145H177ZM185 146H186V145H185ZM199 146H200V145H199ZM222 146H221V147H222ZM224 146H225V145H224ZM234 146H235V145H234ZM261 146H262V144H261ZM261 146H260V148H261ZM149 147H150V146H149ZM172 147H174V143H173V145L171 144L170 148L172 149ZM194 147H195V146H194ZM194 147H193V148H194ZM208 147H209V149H208ZM229 147H231V145H230ZM229 147H228V148L226 147V148L229 149ZM256 147H257V146H256ZM0 148H1V147H0ZM89 148H90V150H91V147H89ZM89 148H88L87 150H89ZM157 148H158V147H157ZM198 148H199V147H198ZM205 148H204V150H205ZM218 148L220 149V147H218ZM232 148H233V151L236 150V149H234V147H231V149H232ZM236 148H238V147L236 146ZM175 149H176V147H175ZM182 149H183V147H182ZM194 149H195V148H194ZM196 149H197V148H196ZM196 149H195V150H196ZM213 149H212V150H213ZM215 149H216V147H215ZM215 149L213 150V151H215L214 153H212L213 151L211 150V153H212V154L210 153V154H211V157H213V156L216 154V150H215ZM219 149H218V150H219ZM227 149H226V150H227ZM0 150H1V149H0ZM90 150H89V152H90ZM155 150H156V148H155ZM163 150H164V149H163ZM173 150H174V148H173ZM176 150H179V149H176ZM188 150H190V149H188ZM188 150H187V152H188ZM218 150H217V152H218ZM226 150H225V151H226ZM253 150L256 151L257 149H254V148H253ZM12 151H13V150H12ZM12 151H10V153H12ZM135 151H136V150H135ZM153 151H154V150H153ZM166 151H167V150H166ZM168 151H169V150H168ZM179 151H180V150H179ZM220 151H221V150H220ZM231 151H232V150H231ZM231 151L228 150V152H231ZM236 151H237V155H238V152H239L238 149H237ZM236 151H235V152H236ZM257 151H260V149H258ZM6 152H7V151H6ZM6 152H5V153H6ZM17 152H18V151H17ZM89 152H88V153H89ZM164 152H165V151H164ZM135 153H136V152H135ZM137 153H138V152H137ZM156 153H157V152H156ZM166 153H167V152H166ZM188 153H190V152H188ZM225 153H226V155H227V154L231 155L230 153H227V152H225ZM231 153H232V152H231ZM2 154H3V152H2ZM12 154H13V153H12ZM18 154H19V153H18ZM18 154H16V155H18ZM145 154H146V153H145ZM148 154H149V153H148ZM194 154H195V153H194ZM194 154H193V155H194ZM202 154H203V153H202ZM232 154H233V153H232ZM239 154H240V153H239ZM255 154L257 155V153H255ZM263 154H264V153H263ZM4 155H5V154H4ZM86 155H87V154H86ZM88 155H89V154H88ZM91 155H92V154H91ZM133 155L136 156L135 154H133ZM166 155H167V154H166ZM177 155H178V154H177ZM196 155H197V154H196ZM208 155H209V154H208ZM208 155H207V156H208ZM212 155H213V156H212ZM221 155H222V154H221ZM224 155H225V154H224ZM234 155H236V153L233 154V156H234ZM252 155H254V154H252ZM19 156H20V155H19ZM89 156H90V155H89ZM131 156H132V155H131ZM142 156H143V155H142ZM145 156H146V155H145ZM209 156H210V155H209ZM209 156H208V157H209ZM216 156L218 157L217 154H216ZM243 156H244V155H243ZM262 156H263V157H262ZM262 156L260 157L261 162L264 160V155H262ZM7 157H8V156H7ZM7 157H6V158H7ZM90 157H91V156H90ZM125 157H126V156H125ZM137 157H138V156H137ZM149 157H150V156H149ZM167 157H168V156H167ZM193 157H194V156H193ZM195 157H198V156H195ZM211 157H210V158H211ZM217 157L214 156V157H213L214 160H215V158L217 159ZM222 157H223V156H222ZM224 157H225V156H224ZM226 157H228V156H226ZM226 157H225V159H226ZM239 157H240V156H239ZM239 157H238V159H239ZM3 158H4V157H3ZM126 158H127V157H126ZM129 158L132 159V157H129ZM133 158H134V157H133ZM205 158L207 159V157H204V160H203V161L206 160ZM210 158H209V159H210ZM249 158H250V157H249ZM254 158H255V155L253 156V159H254ZM262 158H263V159H262ZM131 159H130V160H131ZM176 159H177V158H176ZM189 159H190V158H189ZM193 159H195V158H193ZM211 159H212V158H211ZM220 159H221V158H220ZM225 159H224V160H223V159L219 160V162H221V165L224 164L223 161L226 162ZM234 159H235V158H234ZM0 160H2V158H0ZM132 160H133V159H132ZM137 160H139V159L137 158ZM137 160H136V161H137ZM178 160L180 161L179 158H178ZM214 160H212V161H214ZM232 160H233V159H232ZM235 160H236V159H235ZM247 160H248V157H247ZM247 160H246V161H247ZM89 161H90V160H89ZM151 161H152V160H151ZM154 161H155V160H154ZM163 161H164V160H163ZM209 161H210V160H209ZM215 161H217V160H215ZM0 162H1V161H0ZM140 162H141V161H140ZM161 162H162V161H161ZM181 162L184 164V163H185V160L182 161V159H181L180 164H178L179 162H176L178 165H182L181 167L179 166V169H180V170L177 169V171L179 170V172L182 170L181 173H178V172H177V173L179 174V178H180V174L185 173L186 169L189 171V172H188V171L186 172V175L189 177V176L192 174L191 168L189 169L188 167H185V166L188 165L187 163H186L187 165H184L185 168H183V164H181ZM189 162H190V161H189ZM205 162H206V161H205ZM237 162H238V161H237ZM251 162H252V161H251ZM255 162H256V161H255ZM263 162H264V161H263ZM89 163H90V162H89ZM143 163H144V161H143ZM154 163H155V162H154ZM176 163H175V164H176ZM191 163H193V162H191ZM227 163H228V161H227ZM227 163H225V164L223 165V167H226L227 170H230V168L234 167V166L230 167V165L228 164L229 166H228V165H227V166L230 167V168L228 169V167L225 166ZM229 163H231V158L229 159ZM235 163H236V162H235ZM252 163H253V162H252ZM91 164H92V163H91ZM152 164H153V163H152ZM163 164H164V163H163ZM169 164H170V163H168L167 166H168ZM171 164H172V163H171ZM175 164H174V165H175ZM194 164H195V163H194ZM204 164H206V163H204ZM214 164H216V163L214 162ZM232 164H233V165H237V164H234L233 161H232ZM259 164H260V163H258V166H259ZM263 164H264V163H263ZM263 164L261 163L260 165H263ZM95 165H96V164H95ZM138 165H139V164H138ZM172 165H173V164H172ZM197 165H198V164H197ZM37 166H38V165H37ZM175 166H176V168L178 167L177 165H175ZM175 166H174V167H175ZM41 167H42V166H41ZM235 167H236V166H235ZM37 168H38V167H37ZM165 168H166V166H165ZM168 168H169V167H168ZM170 168H172V167L170 166ZM182 168H183V169H182ZM226 168H222V170H220V172H219V170H218V171L216 172V174H221V173H223V170H224V171H227ZM237 168H238V167H237ZM140 169H141V168H140ZM143 169H144V167H143ZM145 169H146V168H145ZM172 169H175V168H172ZM219 169H220V168H219ZM255 169H256V168H255ZM148 170H149V169H148ZM155 170H156V167H155ZM155 170H154L153 172H155ZM170 170H171V169H170ZM170 170L168 169V171H167V168H166V169H165V171H166L165 174L168 173V175H169V171H170ZM258 170H260V169H258ZM237 171H238V170H237ZM241 171H242V170H241ZM261 171H262V170H261ZM137 172H139V169H138ZM161 172H162V171H161ZM218 172H219V173H218ZM239 172H240V170H239ZM150 173H151V172H150ZM195 173H196V172H195ZM259 173H260V171H259ZM259 173H258V174H259ZM263 173H264V172L262 171L261 175H262ZM48 174H49V173H48ZM137 174H138V173H136V176H137ZM258 174H257V177H258ZM0 175H1V174H0ZM259 175H260V174H259ZM159 176H160V175H159ZM134 177H135V176H134ZM152 177H153V176H152ZM168 177H169V176H168ZM262 177H263V176H262ZM42 178H43V175H42ZM140 178H141V177H140ZM148 178H149V177H148ZM258 178H260V177H258ZM258 178H257V179H258ZM263 178H264V177H263ZM40 179H41V178H40ZM40 179H39V180H40ZM135 179H136V178H135ZM144 179H145V178H144ZM144 179H143V180H144ZM150 179H151V177H150ZM160 179H162V177H161ZM171 179H172V178H171ZM171 179H170V180H171ZM175 179H177V178H175ZM186 179H189V178H186ZM250 179H252V178L250 177ZM1 180H2V179H1ZM140 180H141V179H140ZM162 180H163V179H162ZM259 180H260V179H259ZM262 180H263V179H262ZM262 180H261V181H262ZM41 181H42V180H41ZM43 181H44V180H43ZM43 181H42V182H43ZM151 181H152V179H151ZM151 181H150V182H151ZM156 181H158V180H156ZM176 181H177V180H176ZM178 181H179V180H178ZM185 181H186V180H185ZM0 182H1V181H0ZM42 182H41V183H42ZM162 182H164V181H162ZM162 182H161V183H162ZM173 182L175 183L174 180H173ZM252 182H253V181H252ZM258 182H259V181H258ZM148 183H149V181H148ZM148 183H147V184H148ZM157 183L159 184L160 182L158 181ZM178 183H179V182H178ZM184 183H185V182H184ZM0 184H2V183H0ZM153 184H154V183H153ZM158 184H157V185H158ZM163 184H164V183H163ZM179 184H180V183H179ZM194 184H195V183H194ZM207 184H208V183H207ZM207 184H206V186H209V185H210V186H213L212 184H209V185H207ZM141 185H142V184H141ZM144 185L146 186V183H145ZM149 185H151V184H148V187H149ZM192 185H193V184H192ZM202 185H203V184H202ZM246 185H247V184H246ZM248 185H249V184H248ZM252 185H253V183H252ZM254 185H255V184H254ZM254 185H253V187L256 186V188H258V187H257L258 185H255V186H254ZM151 186H152V185H151ZM164 186H165V184H164ZM168 186H169V185H168ZM180 186H181V184H180ZM180 186H179V187H180ZM193 186L195 187V185H193ZM206 186H205V187H206ZM261 186H262V185H261ZM146 187H147V186H146ZM146 187H145V189H146ZM159 187H160V186H159ZM169 187H170V186H169ZM174 187H175V185H174ZM184 187H185V186H184ZM186 187H187V186H186ZM201 187L203 188V186H201ZM253 187H251V188H253ZM263 187H264V184H263ZM2 188H3V187H2ZM152 188H153V187H152ZM192 188H193V187H192ZM196 188H198V187H196ZM199 188H200V187H199ZM244 188H245V187H244ZM261 188H262V187H261ZM261 188H260V190H261ZM155 189H156V187H155ZM175 189H176V188H175ZM212 189H213V188H212ZM245 189H246V188H245ZM248 189H249V188H248ZM147 190H148V188H147ZM152 190H153V189H152ZM176 190H177V189H176ZM200 190H202V189H200ZM204 190H205V188H204ZM252 190H253V189H252ZM166 191H167V190H166ZM182 191H183V190H182ZM195 191H196V193H197V190H196V189H195ZM195 191H194V192H195ZM209 192H210V191H209ZM256 192H257V191H256ZM0 193H1V192H0ZM150 193H151V192H150ZM153 193H155V191H153ZM153 193H152V194H153ZM189 193H190V192H189ZM214 193H215V192H214ZM214 193H213V194H214ZM169 194H170V193H169ZM176 194H179V191H177ZM181 194H182V193H181ZM213 194H212V196H213ZM1 195H2V194H1ZM156 195H157V194H156ZM164 195H165V194H164ZM182 195H184V194H182ZM182 195H181V196H182ZM249 195H250V194H249ZM263 195H264V194H263ZM195 196H197V195H195ZM198 196L200 197L199 192H198ZM215 196H217V195L214 194L213 198H214ZM247 196H248V195H247ZM31 197H32V196H31ZM256 197H257V196H256ZM32 198H34V197H32ZM168 198H169V197H168ZM207 198H208V197H207ZM215 198H216V197H215ZM234 198H235V197H234ZM248 198H252V197H251V196H248ZM7 199H8V198H7ZM152 199H153V198H152ZM189 199H190V196H189L188 200H189ZM195 199H196V198H194V200H195ZM8 200H9V199H8ZM181 200H183V199H181ZM181 200H180V201H181ZM211 200H213L212 197H211ZM232 200H233V199H232ZM184 201H185V200H184ZM220 201H221V200H220ZM230 201H231V200H229V202H230ZM233 201H234V200H233ZM252 201H254V200L252 199ZM252 201H250V202H252ZM163 202H164V201H162V203H163ZM173 202H174V201H173ZM197 202H198V201H197ZM207 202H208V201H207ZM222 202H223V201H222ZM222 202H221V203H222ZM201 203H202V202H201ZM201 203H200V204H201ZM205 203H206V202H205ZM219 203H220V202H219ZM221 203H220V205H221ZM230 203H231V202H230ZM247 203H248V200H247ZM252 203H253V202H252ZM260 203H261V202H260ZM262 203H263V202H262ZM50 204H52V202H50ZM181 204H182V202H181ZM206 204H208V203H206ZM222 204H223V203H222ZM224 204H225V202H224ZM231 204H232V203H231ZM231 204H230V205H231ZM185 205H186V204H185ZM190 205H191V204H190ZM202 205H203V204H202ZM202 205H201V206H202ZM220 205L218 204L217 206H220ZM225 205L227 206V204H225ZM232 205H233V204H232ZM232 205H231V206H232ZM258 205H259V204H257V206H258ZM217 206H216V207H217ZM221 206H222V205H221ZM190 207H191V206H190ZM190 207H189V208H190ZM204 207H205V205H204ZM232 207H233V206H232ZM229 208H230V207H229ZM262 208H263V207H262ZM8 209H9V208H8V203L5 202V201H3L2 198L0 197V214H1V213H5L6 210L8 211ZM143 209H144V207H143ZM177 209H178V208H177ZM204 209H205V208H204ZM217 209H219V207H218ZM221 209H222V207H220L219 210H221ZM171 210H172V209H171ZM171 210H169V211H171ZM211 210H212V209H211ZM219 210H218V211H219ZM260 210H261V209H260ZM77 211H78V210H77ZM207 211H208V210H207ZM191 212H192V211H191ZM249 212H251L250 209H249ZM247 213H248V212L246 211V214H245V215H248V216H249L250 214H249V213L247 214ZM259 213H261V211H260ZM76 214H77V213H76ZM3 215H4V214H3ZM11 215H12V214H11ZM26 215H27V214H26ZM78 215H79V214H78ZM204 215H205V218H207V217H206V214H204ZM241 215H242V214H241ZM259 215H260V214H259ZM29 216H30V214H29ZM29 216H28V217H29ZM228 216H229V215H228ZM239 216H240V215H239ZM252 216H254V215L252 214L251 217H252ZM260 216H262V218H263V220H264V209L262 210V215H260ZM4 217H5V216H4ZM4 217H3V219H5ZM76 217H77V215H76ZM214 217H215V215H214ZM242 217H243V215H242ZM244 217H245V216H244ZM244 217H243V221H244ZM251 217H250V219H251ZM84 218H85V217H84ZM205 218H204V219H205ZM210 218H211V217H210ZM215 218H217V217H215ZM224 218H226V217H224ZM245 219H246V217H245ZM248 219H249V218H248ZM250 219H249V220H250ZM252 219H253V217H252ZM205 220H207V219H205ZM222 220H224V219H222ZM225 220H226V219H225ZM225 220H224V221H225ZM77 221H78V219H77ZM188 221H189V219H188ZM192 221H193V220H192ZM228 221H229V219H228ZM246 221H247V220H245L244 222H246ZM196 222H197V221H196ZM225 222H226V221H225ZM244 222H243V223H244ZM258 222H259V221H258ZM219 223H220V222H219ZM243 223H242L241 225H243ZM212 224H214V223H212ZM212 224H210L209 226H211ZM224 224H225V223H224ZM244 224H245V223H244ZM262 224H263V223H262ZM203 225H204V224H203ZM214 225H215V224H214ZM220 225H221V224H220ZM220 225H219V226H220ZM225 225H227V223H226ZM228 225H229V224H228ZM256 225H257V224H256ZM194 226H195V224H194ZM236 226H237V225H236ZM79 227H80V226H79ZM199 227H200V226H199ZM212 227H213V225L211 226V228H212ZM222 227H223V223H222ZM226 227H227V226H226ZM226 227H225V228H226ZM83 228H84V227H83ZM184 228H185V226H184ZM200 228H201V227H200ZM220 228H221V227H220ZM220 228H219V230H220ZM232 228H233V227H232ZM194 229H195V227H194ZM240 229H242V228H240ZM186 230H187V229H186ZM202 230H203V227H202ZM202 230H201V231H202ZM223 230H224V229H223ZM183 231H184V230H183ZM187 231H188V230H187ZM211 231H212V230H211ZM216 231H218V230L216 229ZM216 231H215V232H216ZM247 231H248V230H247ZM190 232H193V231L191 230ZM220 232H223V231L221 230ZM252 232H253V230H252ZM252 232H251V233H252ZM261 232H262V231H261ZM261 232H260V233H261ZM151 233H152V232H151ZM202 233H203V232H201V234H202ZM210 233H211V232H210ZM247 233H248V232H247ZM251 233H250V234H251ZM181 234H182V233H181ZM181 234H180V235H181ZM187 234H188V233H187ZM226 234H227V233H226ZM252 234H253V233H252ZM216 235H217V234H216ZM219 235H220V234H219ZM149 236H150V235H149ZM152 236H153V235H152ZM188 236H189V234H188ZM224 236H226V235H224ZM249 236H250V235H249ZM190 237H191V236H190ZM190 237H189V238H190ZM260 237H261V236H260ZM150 238H151V237H150ZM150 238H149V239H150ZM153 238H154V236H153ZM160 238H161L160 236H158V238H157V236H156V239L161 240ZM189 238H188V239H189ZM201 238H202V237H201ZM242 238H243V237H242ZM162 239H163V238H162ZM193 239H194V238H193ZM198 239H199V238H198ZM205 239H206V238H205ZM208 239H209V238H208ZM250 239H251V238H250ZM254 239H255V237H254ZM150 240H151V239H150ZM152 240L154 241L155 239H152ZM163 240H165V239H163ZM242 240H243V239H242ZM244 240H245V239H244ZM64 241H65V236H64V234H63V231H62L61 229H57V230H56V234H55V240H54L53 242H51V244H49V247H48V257H47V260H46V264H55V262H56L55 260H56V255H57V253L60 252L59 250H61V251L64 250V247H65V245H64ZM155 241H156V240H155ZM155 241H154V242H155ZM166 241H167V240H166ZM169 241H170V240H169ZM175 241H176V240H175ZM187 241H188V240H187ZM187 241H185V242H187ZM197 241H198V240H197ZM225 241H226V240H225ZM261 241H262V240H261ZM167 242H168V241H167ZM245 242H246V241H245ZM247 242H248V241H247ZM247 242H246V243H247ZM251 242H252V241H251ZM259 242H260V241H259ZM156 243H157V241H156ZM156 243H155V244H156ZM159 243H160V242H159ZM188 243H190V239H189V242H188ZM212 243H213V242H212ZM231 243H233V242H231ZM260 243H261V242H260ZM147 244H148V243H147ZM152 244H154V243H152ZM168 244H169V242H168ZM173 244H174V243H173ZM249 244H251V243L249 242V243L246 244V245H248V247H249V246H251V245H249ZM184 245H185V244H184ZM186 245H187V243H186ZM188 245H189V244H188ZM197 245H199V244H197ZM202 245H203V244H202ZM225 245H226V244H225ZM225 245H223V246H225ZM231 245H232V244H231ZM234 245H235V243H234ZM152 246H153V245H152ZM152 246H151V247H152ZM156 246H158V245L156 244ZM176 246H177V245H176ZM211 246H212V244H211ZM211 246H210V247H211ZM216 246H217V245H216ZM235 246H236V245H235ZM235 246H234V247H235ZM218 247H219V246H218ZM220 247H221V246H220ZM228 247H229V246H228ZM244 247H245V246H244ZM253 247H254V246H251L252 249H253ZM138 248H139V247H138ZM138 248H137V250H138ZM157 248H158V247H157ZM157 248H156V249H157ZM179 248H180V247H179ZM184 248H185V247H183V249H184ZM213 248H215V247H213ZM249 248H250V247H249ZM256 248H257V247H256ZM58 249H59V250H58ZM156 249H153V251L156 250ZM177 249H178V248H177ZM185 249H186V248H185ZM192 249H193V248H192ZM221 249H222V248H221ZM254 249H255V248H254ZM137 250H136V251H137ZM180 250H181V249H180ZM180 250H178V251H180ZM210 250L212 251V249H210ZM217 250H219V249H217ZM226 250H227V249H226ZM146 251H148V250H146ZM153 251H152V252H153ZM184 251H185V250H184ZM211 251L208 252L210 257H211V255H212L211 253H213L214 250H213L212 252H211ZM242 251H243V250H242ZM259 251H261V250H259ZM150 252H151V251H150ZM158 252H160V251H158ZM197 252H198V251H196V253H197ZM210 252H211V253H210ZM215 252H216V250H215ZM215 252H214V253H215ZM221 252H222V250L220 251V253H221ZM224 252H225V251H224ZM238 252H239V251H238ZM256 252H257V251H256ZM139 253H140V252H139ZM143 253H144V252H143ZM220 253H217V256H218V254H219V257H220V256H221ZM243 253H244V252H243ZM145 254H146V253H145ZM215 254H216V253H215ZM260 254H261V253H260ZM135 255H136V254H135ZM139 255H140V254H139ZM161 255H162V254H161ZM163 255H164V254H163ZM174 255H175V254H174ZM184 255H185V254H184ZM188 255H189V254H188ZM254 255H255V254H254ZM140 256H141V255H140ZM158 256H159V255H158ZM158 256H157V257H158ZM164 256H165V255H164ZM185 256H187V254H186ZM214 256H215V255H214ZM236 256H237V255H236ZM138 257H139V256H138ZM145 257H146V255H145ZM149 257H151L150 254H149ZM191 257H192V256H191ZM219 257H218V259H219ZM238 257H240V256H238ZM67 258H68V257H67ZM158 258H159V257H158ZM213 258H214V257H213ZM221 258L223 259V257H221ZM244 258H245V257H244ZM246 258H247V257H246ZM139 259H140V258H139ZM147 259H148V258H147ZM159 259H160V258H159ZM202 259H203V258H202ZM209 259H210V258H209ZM211 259H212V257H211ZM211 259H210V261H213V260H211ZM215 259H216V258H215ZM253 259H254V258H253ZM255 259H257V258L255 257ZM255 259H254V260H255ZM53 260H54L55 262H53ZM177 260H178V259H177ZM206 260H207V259H206ZM220 260H221V259H220ZM230 260H232V259H230ZM67 261H68V260H67ZM138 261H139V260H138ZM178 261H179V260H178ZM192 261H194V260H192ZM215 261H216V260H215ZM222 261H223V260H222ZM246 261H247V259L245 260V263H246ZM255 261H256V260H255ZM261 261H262V260H261ZM68 262H69V261H68ZM148 262H149V261H148ZM175 262H176V261H175ZM175 262H174V263H175ZM182 262H183V261H182ZM206 262H207V261H206ZM206 262H205V263H206ZM208 262H209V260H208ZM208 262H207V263H208ZM258 262H259V260H258ZM164 263H165V262H164ZM199 263H200V262H199ZM199 263H198V264H199ZM210 263L213 264V262H210ZM245 263H244V264H245ZM248 263H249V262H248ZM250 263H253V264H254V262H250ZM250 263H249V264H250ZM161 264H162V263H161ZM184 264H185V263H184ZM202 264H204V263L202 262ZM215 264H216V263H215ZM223 264H225V260L223 261ZM230 264H231V263H230ZM240 264H241V263H240ZM255 264H257V261H256ZM259 264H260V263H259ZM262 264H263V263H262Z\"/></svg>",
    "mask_w": 264,
    "mask_h": 264
}]
</instances>
